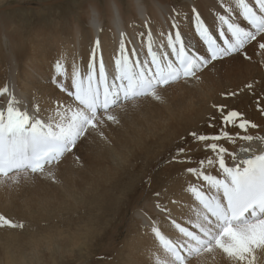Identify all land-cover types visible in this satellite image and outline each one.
<instances>
[{
  "label": "snow or ice",
  "instance_id": "1",
  "mask_svg": "<svg viewBox=\"0 0 264 264\" xmlns=\"http://www.w3.org/2000/svg\"><path fill=\"white\" fill-rule=\"evenodd\" d=\"M216 3V24L211 27L197 6H191V26L203 51L194 49L186 40L181 22L189 17H182V9L173 7L168 17L170 29L159 34L158 46L152 22L145 19L143 28L147 31L138 33L139 48L125 31L119 32L118 50L111 64L104 60L97 34L91 41L86 69L82 71L72 64L70 84L65 63L57 59L51 83L65 97L57 98L51 110L42 109L38 103L29 110L17 99L14 85L0 86V97H7L6 106H0V185L18 188L37 180L59 183L57 173L68 157L82 166L77 154L81 145L93 141L112 144L110 134L122 127L120 113H126L128 106L135 109L147 99L165 103V90L181 83L195 86L205 72L215 71L217 64L225 60L239 57L254 63L255 55L264 66V0ZM113 15L119 23L115 4ZM95 19L93 11V23ZM130 26L136 27L135 23ZM102 31L97 28V33ZM242 93L254 97L255 109L264 119V77L250 80L236 90H225L220 96L229 100ZM210 107L213 111L207 114L201 128L216 131L187 130L167 161L193 163L191 144L211 153L196 160L195 167L184 169L196 181L186 187L195 203L191 226H182L173 219L181 235L172 240L154 222L151 225L168 257L165 261L157 257L156 264H192L193 259L197 264H264V150L257 153L252 147L254 142L264 145V134H250V130L261 126L245 111L227 103H213ZM232 128L237 131H230ZM153 195L157 199L155 207L168 212L167 206L159 202L161 193ZM5 227L22 229L24 224L0 214V228Z\"/></svg>",
  "mask_w": 264,
  "mask_h": 264
},
{
  "label": "bare ground",
  "instance_id": "2",
  "mask_svg": "<svg viewBox=\"0 0 264 264\" xmlns=\"http://www.w3.org/2000/svg\"><path fill=\"white\" fill-rule=\"evenodd\" d=\"M58 2L61 0L53 3ZM114 4L119 9V23L114 20ZM193 4L210 27L216 24L215 12L219 9L216 0H181L179 4L176 0H92L90 8L73 17L75 23L68 26L66 34H60L61 29L49 34H0V86L5 83L14 85L17 99L27 104L29 110L37 103L42 109L51 110L57 98L65 97L51 83L53 64L57 59L62 58L65 63L69 73L67 83L70 84L72 64L80 66L82 71L86 69L91 41L97 34L102 42L104 60L111 64L118 50L119 32L125 31L139 48L141 40L138 33L147 31L143 28L145 19L152 22L153 38L158 46L161 39L159 34L167 33L170 29L168 17L173 7L182 9V17H189L181 22L186 40L194 49L203 51V45L191 26ZM93 11L96 13L95 23L92 22ZM241 22L246 23L242 19ZM133 23L135 28L130 26ZM97 28L103 31L97 33ZM128 47L131 48L132 45ZM252 51L250 48L249 53L252 54ZM143 52L146 53V48ZM253 61L255 62L249 63L239 57L222 61L217 64L215 71L205 72L199 84H175L165 90V103L147 99L142 100L135 109L128 106V111L120 115L122 123L126 118L129 122L110 134V146L103 142L81 145L77 154L83 161L82 166L73 159L65 160L57 173L60 182L55 184L54 196L51 197L50 192H46L44 197L26 207L20 216H13L11 211L4 212L9 218L24 224L31 218L29 213L41 210L53 214L59 223L40 225L31 221L27 228H0V264H26L31 259L25 254L26 235H36V230L42 226L68 228L72 215H76L78 220L68 228L73 229L69 235L70 242L63 244L58 240V243H54L55 248L48 244L42 245V248L46 251L55 250L58 257L69 262L82 263V253L86 254L91 249L86 247V243L96 245L105 242L102 240L107 229L96 233L97 226L104 227L111 217L119 220L122 225L128 213L129 223L135 224L133 233L139 242V247L134 251L135 258L145 257L150 260L143 264H156L157 257L161 261L167 260L160 242L151 231V225L154 222L161 233L172 240L181 235L173 225V219L182 226H191L189 221L195 219V203L186 192V187L188 183L196 181L186 175L184 169L195 167L196 160L211 153L191 144L194 149L193 163L177 164L167 161L181 135L193 128H205H201V124L207 114L213 111L210 107L213 103H227L230 107L245 111L248 118L261 126L260 129L250 130V134H264V119H261L255 109L254 97L242 93L234 99L223 100L220 96L225 90H236L250 80L264 77V66L260 63V57L253 55ZM6 103L7 97H0V106H6ZM229 130L237 131L234 128ZM204 131L214 132L216 129L207 128ZM222 143L232 147L226 142ZM252 147L257 153L264 150V145L259 142H254ZM158 190L161 193L159 202L167 206L168 212H161L155 207L157 199L153 194ZM124 204L125 214L122 208ZM85 214L87 219L83 220ZM116 228L118 225L114 226L112 233ZM23 233L25 237L22 240ZM1 238L6 240L1 242ZM27 244L34 251L38 242L31 239ZM104 250L103 247V253ZM36 260L41 262L39 256Z\"/></svg>",
  "mask_w": 264,
  "mask_h": 264
},
{
  "label": "rangeland",
  "instance_id": "3",
  "mask_svg": "<svg viewBox=\"0 0 264 264\" xmlns=\"http://www.w3.org/2000/svg\"><path fill=\"white\" fill-rule=\"evenodd\" d=\"M54 1L56 0H0V34H49L59 29L62 30L60 34H66L68 26L75 23L73 17L81 15V12H85L87 8H90L89 5L92 0H61V2L53 3ZM176 1L177 4L181 2V0ZM52 3L53 5H50ZM127 121L128 118L123 119L122 127L118 129L125 127ZM118 129H115L114 132ZM204 130H207V128L205 127L201 131ZM96 142L100 141H93L88 144L95 145ZM71 159V157H68L66 161ZM159 162L162 163V160ZM54 189L55 184L45 180H37L33 184L22 185L18 188L0 185V214L6 216L4 212L11 211L13 216H20L24 213L26 207L34 204L37 199L44 197L46 192H50L51 197L54 196ZM135 196L137 195L135 194ZM122 208L125 214L126 204ZM29 216L31 218L24 223L26 228L31 221H36L40 225L44 223L57 225L59 223L53 214H49L46 211L36 210L29 213ZM85 216L82 218L83 220L87 219V216L86 218ZM125 219L126 221L120 225L119 220L111 217V220L104 227L97 226L96 233H102L107 229L102 240L105 242L96 245L86 243V247H91V249L86 254L82 253L81 260L83 262L79 264H143L150 262L145 257L135 258L134 251L139 247L137 236L133 233L135 224L129 223L130 213L125 216ZM76 220H78V217L72 215L69 227H72L71 223ZM115 225H118V228L112 233ZM46 227L42 226L43 229H37V234L34 236L26 235L24 242L26 245L24 246L25 254L27 258H31L27 260L26 264H76V261L69 262L67 259L58 257L55 250L46 251V249L42 248L44 244L55 248L54 243H58V240L63 244H67L70 242L69 235L73 229H68L69 227H54L55 229L49 226ZM52 229L54 231H51ZM59 230L60 232H57ZM24 237L25 233L21 235L22 240ZM1 239V242L6 240L5 238ZM31 239H35L38 242L34 251L30 250L27 244ZM151 240H153V236H151ZM103 247L105 248V253L102 252ZM38 256L41 258L40 263L36 260ZM192 264H197V261L193 259Z\"/></svg>",
  "mask_w": 264,
  "mask_h": 264
}]
</instances>
